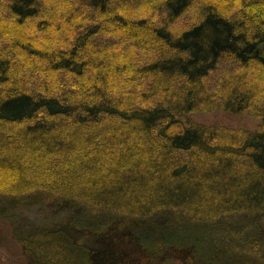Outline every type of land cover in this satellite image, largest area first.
<instances>
[{
	"label": "trees",
	"instance_id": "1",
	"mask_svg": "<svg viewBox=\"0 0 264 264\" xmlns=\"http://www.w3.org/2000/svg\"><path fill=\"white\" fill-rule=\"evenodd\" d=\"M216 108L259 124L192 117ZM13 241L23 264H264V0H0V264Z\"/></svg>",
	"mask_w": 264,
	"mask_h": 264
},
{
	"label": "rangeland",
	"instance_id": "2",
	"mask_svg": "<svg viewBox=\"0 0 264 264\" xmlns=\"http://www.w3.org/2000/svg\"><path fill=\"white\" fill-rule=\"evenodd\" d=\"M147 8H148L147 6L142 8V9L139 8L134 13L144 14V15L148 14L149 15L151 12ZM194 19H195L194 18V9H190L185 16H183L180 19H178L177 21H175V23L172 25V29L174 31H178L179 29H181L185 25L189 24ZM118 49H121V48L119 47ZM145 53L146 52L144 51V54ZM136 55L139 56V53ZM249 71L252 73L254 72L251 70H249ZM255 73L257 75H260L259 70H257V72H255ZM29 75L32 77H37L35 80L30 82L31 84L29 82H27V86L31 85L33 87H34V84L40 85L39 80L42 77L43 78L45 77L44 75H41L38 70H34V71L29 70ZM257 80H259V81L261 80V75H260V77L259 76L257 77ZM39 87H42V86H39ZM50 87L52 88L51 90L53 92L56 90V88L54 89L52 87V85H50ZM192 117L198 121H201V122H204L207 124L224 125V126H228L230 128L252 129V128H256L259 124V118L251 110H246V111L242 112L240 115L235 116V115H231L230 113H228L227 111H225L223 109L216 108V109H213L210 111L205 110V111L194 112L192 114ZM3 226L5 228V224H3ZM4 230L7 231L6 228ZM6 235H7V232H6ZM10 247H11V251L13 254V256H12L13 262L16 264H23V259L21 258V255H20L21 252H19V247L16 245V243L14 241L10 243ZM1 254L6 255V252L4 251V253L2 252Z\"/></svg>",
	"mask_w": 264,
	"mask_h": 264
}]
</instances>
